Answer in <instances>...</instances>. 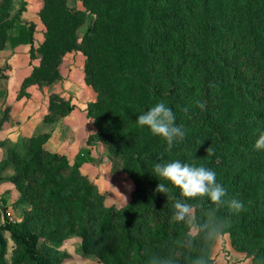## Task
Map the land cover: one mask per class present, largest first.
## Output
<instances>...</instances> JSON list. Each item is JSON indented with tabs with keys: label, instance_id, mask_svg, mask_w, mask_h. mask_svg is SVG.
<instances>
[{
	"label": "trees",
	"instance_id": "obj_1",
	"mask_svg": "<svg viewBox=\"0 0 264 264\" xmlns=\"http://www.w3.org/2000/svg\"><path fill=\"white\" fill-rule=\"evenodd\" d=\"M26 4L21 0L14 15L18 33L9 39L11 48L34 44V24L22 23ZM263 9L261 0H147L138 35L145 57L144 109L163 100L185 128V139L169 151L162 138L146 131L137 138L155 139L148 152H112L136 175L131 201L117 208L106 207L97 186L80 171L90 150L70 164L46 151L49 135L35 138L10 179L24 186L23 200L32 208L22 221L0 225V264H63L68 256L58 248L72 238L98 264H193L198 257L212 264L208 249L219 234H228L236 249L264 264V150L253 147L264 131ZM72 11L84 16L90 10ZM223 31L240 42V61L229 58L218 42ZM92 36L88 29L78 49L87 58ZM190 81L192 94L185 90ZM86 116L88 122L95 118L92 109ZM173 159L214 170L227 189L225 199L217 205L207 197L192 198V214L172 220V201L155 191L152 169L155 162ZM233 197L243 200L244 211L230 210Z\"/></svg>",
	"mask_w": 264,
	"mask_h": 264
},
{
	"label": "rangeland",
	"instance_id": "obj_2",
	"mask_svg": "<svg viewBox=\"0 0 264 264\" xmlns=\"http://www.w3.org/2000/svg\"><path fill=\"white\" fill-rule=\"evenodd\" d=\"M25 1L22 23L34 24V44L11 48L21 0H0L1 207H6L11 222L28 217L32 207L23 200L24 186L10 179L18 169V157L35 138L47 134L46 151L59 153L70 164L84 149L90 150L81 173L97 186L106 207L123 208L131 201L136 175L112 152L146 153L155 142L151 135L137 138L148 130L135 122L147 103L142 87L145 57L138 45L147 0ZM73 8L90 11L78 16ZM260 19L264 23V9ZM88 29L94 30L90 58L78 50ZM223 35L218 42L229 58L240 61V42L224 31ZM185 90L192 94L191 81ZM187 99L195 100L192 95ZM69 106L74 110L68 111ZM88 109L95 116L91 122ZM58 250L68 256L63 264H98L93 254L81 253L78 238L64 241ZM208 254L212 264H256L252 255L232 245L228 234L216 235Z\"/></svg>",
	"mask_w": 264,
	"mask_h": 264
},
{
	"label": "clouds",
	"instance_id": "obj_3",
	"mask_svg": "<svg viewBox=\"0 0 264 264\" xmlns=\"http://www.w3.org/2000/svg\"><path fill=\"white\" fill-rule=\"evenodd\" d=\"M135 122L138 126L147 128L152 135L162 138L169 151L175 144L183 141L187 134L185 128L176 123V113L163 100L142 111ZM253 147L257 151L264 150V131L260 132ZM152 172L158 180L155 191L165 194L172 201L171 219L176 222L185 221L192 214L193 207L188 202L192 198L207 197L219 205L227 196V189L217 180V173L204 165L181 159L158 161L154 163ZM229 208L233 213H240L245 210V204L243 200L233 197L229 200ZM219 227L222 229L223 225ZM193 264H207V259L198 257Z\"/></svg>",
	"mask_w": 264,
	"mask_h": 264
},
{
	"label": "built area",
	"instance_id": "obj_4",
	"mask_svg": "<svg viewBox=\"0 0 264 264\" xmlns=\"http://www.w3.org/2000/svg\"><path fill=\"white\" fill-rule=\"evenodd\" d=\"M7 219L9 220V215L8 214H5L3 212V209L1 207V201H0V225H2Z\"/></svg>",
	"mask_w": 264,
	"mask_h": 264
},
{
	"label": "crops",
	"instance_id": "obj_5",
	"mask_svg": "<svg viewBox=\"0 0 264 264\" xmlns=\"http://www.w3.org/2000/svg\"><path fill=\"white\" fill-rule=\"evenodd\" d=\"M23 46H26V45H23ZM22 47V46H21Z\"/></svg>",
	"mask_w": 264,
	"mask_h": 264
}]
</instances>
